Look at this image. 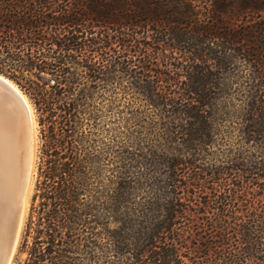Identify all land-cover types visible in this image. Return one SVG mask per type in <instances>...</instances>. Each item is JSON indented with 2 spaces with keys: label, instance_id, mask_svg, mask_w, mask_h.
<instances>
[{
  "label": "trees",
  "instance_id": "obj_1",
  "mask_svg": "<svg viewBox=\"0 0 264 264\" xmlns=\"http://www.w3.org/2000/svg\"><path fill=\"white\" fill-rule=\"evenodd\" d=\"M37 122L23 264H264V0H0Z\"/></svg>",
  "mask_w": 264,
  "mask_h": 264
},
{
  "label": "water",
  "instance_id": "obj_2",
  "mask_svg": "<svg viewBox=\"0 0 264 264\" xmlns=\"http://www.w3.org/2000/svg\"><path fill=\"white\" fill-rule=\"evenodd\" d=\"M24 96L37 124L28 97L14 82L0 74V198L13 211L10 227L0 246V264L12 263L29 199L33 123ZM35 130L37 132L36 127Z\"/></svg>",
  "mask_w": 264,
  "mask_h": 264
},
{
  "label": "bare ground",
  "instance_id": "obj_3",
  "mask_svg": "<svg viewBox=\"0 0 264 264\" xmlns=\"http://www.w3.org/2000/svg\"><path fill=\"white\" fill-rule=\"evenodd\" d=\"M24 98L26 99V101L28 102L27 98L24 96ZM29 105V102H28ZM30 110H31V116H32V123H33V150H32V162H31V177H30V184H29V188H28V196L30 194V189H31V185H32V180H33V172H34V157H35V142H36V123L34 121V117H33V113H32V108L29 105ZM28 196L26 198V201L28 199ZM12 209H8L7 204L0 198V246L3 243L6 235H7V231L10 227L11 224V215H12Z\"/></svg>",
  "mask_w": 264,
  "mask_h": 264
},
{
  "label": "rangeland",
  "instance_id": "obj_4",
  "mask_svg": "<svg viewBox=\"0 0 264 264\" xmlns=\"http://www.w3.org/2000/svg\"><path fill=\"white\" fill-rule=\"evenodd\" d=\"M36 128H37V124H36ZM36 134H37V132H36ZM37 149H38V137H36V142H35V157H34V162L35 163H34L33 180H32V185H31V189H30L31 191H30V194H29V199H28V204H27L25 218L23 220L21 231H20L18 245L16 247V250H15V253H14V257H13V260H12L11 264H23L24 259L27 256V253L24 251V248H23V242L25 240V234H26V231H27V224H28V221H29L31 199H32V195L34 193V185H35V178H36Z\"/></svg>",
  "mask_w": 264,
  "mask_h": 264
}]
</instances>
